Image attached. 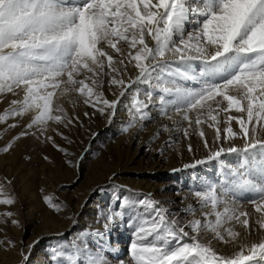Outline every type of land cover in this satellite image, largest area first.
<instances>
[{
	"label": "snow or ice",
	"instance_id": "snow-or-ice-1",
	"mask_svg": "<svg viewBox=\"0 0 264 264\" xmlns=\"http://www.w3.org/2000/svg\"><path fill=\"white\" fill-rule=\"evenodd\" d=\"M105 84L114 89L112 99L105 96ZM134 84L145 90H134L131 121L123 133L138 124L143 130L158 108L172 127L163 124L153 140L181 131V122L187 124L185 138L193 124L214 129L211 143L199 131L206 156L184 163L183 169L231 154L236 163L226 165L223 182L193 191L197 204L182 210L191 217L186 221L151 193L129 190L131 195L117 196V205L102 213L100 241L93 246L80 238L68 247L58 245L52 249L53 264H126L113 256L115 242L107 251L103 247L121 224L133 230L129 264H264V236L249 240L264 233V0H0V103L13 97L0 112V124L13 120L8 127L17 128L18 118L34 114L3 153L33 136L77 167L73 154L55 140L59 135L72 143L60 127H83L65 103L73 109L91 107L93 113L85 111V117L99 114L111 123ZM52 125L57 127L50 133ZM237 139L243 143L237 145ZM187 151L194 152L191 143ZM43 160L53 163L48 155ZM11 183L7 177L0 180V205L16 203L15 196H5ZM242 192L250 194L248 202L258 214L254 219L241 206ZM44 201L56 213L64 210L52 196ZM11 223L20 226L18 219ZM213 240L231 251L222 252ZM35 243L20 250L21 264H29ZM0 245L16 247L11 240L0 239Z\"/></svg>",
	"mask_w": 264,
	"mask_h": 264
},
{
	"label": "rangeland",
	"instance_id": "rangeland-1",
	"mask_svg": "<svg viewBox=\"0 0 264 264\" xmlns=\"http://www.w3.org/2000/svg\"><path fill=\"white\" fill-rule=\"evenodd\" d=\"M132 92L130 100L134 94V91ZM7 107L5 106V108ZM69 115L77 116L75 112L69 113ZM79 118L83 122V127L77 126L70 131L60 127V131L69 136L72 143L62 139L59 135L55 136L56 143L73 154L71 158L74 164H78L77 167L68 165L65 155L53 147L51 143L41 142L33 136L18 141L11 152L3 153V147L30 121V113L27 114V117L25 115L22 119L18 118L20 126L17 128L8 127V124L14 122L13 120H9L7 124H0L3 126L0 128V157L11 158L14 156L18 143L21 144L20 160L15 169L17 172V169L21 167L18 170L19 176L14 173L10 175L12 178L7 177L6 171L8 167H12L11 165H6L5 169L2 170L3 178L7 177L12 181L11 185H5V196L11 194L16 198V203L11 206L0 205V213L9 211L15 213L12 218L0 215V239L11 240L16 243L14 248L0 245V257L2 255L4 261H12L19 255L16 264H21L20 250L36 241L38 243H35V246L30 250V254L34 257L30 256L29 264H53L51 260L53 248L58 245L68 247L73 242H79L80 238L92 241L93 246H95L105 231L102 227L104 223L102 213L106 206L114 208L118 203L116 197L131 195L129 190L137 194H147L141 189L133 187L135 183L147 182L148 179H151L154 182L152 186L158 185V190L161 192L160 197L164 199L165 206L171 208L173 205V208L177 209L184 205L183 198L178 194L187 197L189 194H193V191L198 187L224 180V174L219 168L221 166L217 162H213L212 167V170L218 175L217 179L207 177L196 180L200 176L199 173L193 178L190 172H169L166 165L154 166L155 172H152V170L146 169L148 155L144 153L146 150L153 149L151 141L142 145L138 150L136 149L137 145L129 144L127 140L130 135L138 143L142 139L141 133L135 128L130 129L128 133L122 132L123 127L129 122L118 121L114 129L110 130L108 128L109 123L102 116L96 115L91 119L85 116H79ZM119 123H121L120 126ZM56 127V125H52L49 132L51 133L52 129ZM14 131L19 132L14 134ZM91 132H96L99 135L93 139ZM10 134L15 136L5 142L12 136H9ZM143 141L145 142V140ZM181 141L182 139L177 140L174 145L177 146ZM44 155H48L53 163L49 164L44 161ZM28 156H31L30 160L27 159ZM162 162L165 163L166 161L163 160ZM44 168L53 178L51 183L46 184L47 188L42 187L39 179ZM113 173H116V176L109 180ZM21 175L24 177L21 178ZM34 178H36V184L32 183ZM98 188L100 190H97ZM88 191L90 196L85 199L83 204L86 211L79 209L78 206L70 205L75 202L80 203ZM45 196H52L55 202L62 203L64 210L59 213L52 211L44 201ZM88 199L92 205L87 204ZM92 206H95L99 211L96 216L95 213L91 214ZM11 219H18L20 226L13 225ZM97 230H99L100 235L97 234ZM121 230L122 228L119 226L114 228L109 234L111 239L103 242V247L107 251L109 244L115 242L119 251V244H125L127 247L124 249L125 255H128L131 261L129 245L132 238H126ZM55 232L57 234H52ZM119 236L125 237L126 240ZM116 253H113V256H117Z\"/></svg>",
	"mask_w": 264,
	"mask_h": 264
},
{
	"label": "bare ground",
	"instance_id": "bare-ground-1",
	"mask_svg": "<svg viewBox=\"0 0 264 264\" xmlns=\"http://www.w3.org/2000/svg\"><path fill=\"white\" fill-rule=\"evenodd\" d=\"M191 27V26H188ZM131 67V66H129ZM137 73L135 71H131L130 75L132 76V78H135V75ZM139 88L141 91L145 90V86L142 84H134L132 89H129L128 92L126 93L125 97L122 99L121 101V105L118 107L117 109V114L115 116V118L112 119V122L109 123L108 120L106 119V117L102 116L105 118V120L109 123L108 128H110V130L114 129L116 123L118 121L122 122H130L131 121V116H130V112L128 110V107L130 105V95L131 93H133L132 91H134L135 89ZM114 89L109 88L107 86V84H105V88H104V93L105 96L108 99H112V91ZM11 96L8 97L7 100H5L4 103H0V112H2L5 109V106H8V100H10ZM219 99V98H218ZM226 104V102H225ZM65 107L68 108L69 113L75 112V114L77 116H81L84 117V112L87 111L90 114L93 113V109L91 107H88L86 105L83 104H79L75 109H73L70 104L65 103ZM232 114H236V113H232ZM33 113H30V119L33 116ZM99 115V114H96ZM94 115V116H96ZM152 115L154 117L153 120L146 122V127L141 130L139 124L135 127V129H137V131H139V133H141L142 135V139L139 141L137 140H133L132 137H128V143H134L135 145H137V150L140 149V147L142 145H146L148 144L149 141H151V144L153 146V149L150 151H144L145 154L148 155L147 158V162H146V169L152 170V172H155L154 166H167V168L169 169V172H175L173 171V169H181L180 171H186V172H190L192 174V177L194 178V176H198V173L200 174V176L197 177L196 180H198L199 178H210V177H214V178H218V175L215 173V171H213L212 167H213V162H217L218 164H220L221 167H219L221 169V172L224 174L227 171L226 165L227 164H231V165H235L236 163V156L235 154H231L228 155L227 157L224 158L223 161L221 160H217V161H209L206 162L205 164L199 165L196 168H191V169H183L182 165L184 163H189L192 162V160L194 158H200L203 159L206 156V151L203 148V138H201L199 136V131L203 130L205 133V138H207L209 140V142L211 143L212 140L214 139V129L212 128H208L207 125H201V126H196L195 124H193V126L191 128H189V137L185 138L182 132V129L187 127V124L185 122H181L179 124V128L181 129V131H172V132H167V133H163L158 139L153 140L152 137L154 136V134L160 130L161 126L163 124H168L169 127H172L171 122L168 121L164 116L159 115V109L158 108H154L152 110ZM193 116L195 115L194 113L192 114ZM238 115V114H236ZM91 116V117H94ZM100 116V115H99ZM27 117V115H26ZM101 117V116H100ZM223 119V114L222 117ZM176 119H180L179 117H176ZM119 126L121 125V123L118 124ZM3 126L0 125V128H2ZM221 127H223V124L221 125ZM232 127L234 130H238V125L233 121L232 123ZM20 131V129H19ZM19 131H14V134H17ZM13 132V130H12ZM12 134H10L9 136H11ZM15 135H12L11 137H9L8 139H6L5 142H8V140L12 137H14ZM182 141L180 143L177 144V146L174 145V143H171L170 146L166 145L167 141H177V140H181ZM145 140V142L143 141ZM191 143L194 149L193 153H189L187 151V145ZM235 143L237 145H241L243 142L239 139L235 140ZM33 144V143H32ZM21 144L18 143V146H16V151L14 152V156H12L11 158H5V157H0V180L3 179V174H2V170L5 169L6 165H11L12 167H8L7 168V177L8 178H12V174L16 173L17 176H19V169L21 167H19L17 169V172H15V169L20 160L19 154H20V147ZM159 148H163L164 151L163 153L157 151V149ZM178 157V158H177ZM165 160L166 162L163 163L162 161ZM16 165V166H15ZM215 165V164H214ZM10 176V177H9ZM21 178L24 177V175L20 176ZM35 179H33L32 183H35ZM39 179L41 181L42 187L47 188L48 183H51V181H53V178L49 176V173L47 172L46 168L42 169V173L39 175ZM225 179V176L224 178ZM151 181V182H150ZM152 183H154L151 179H148L147 182H142V183H135L133 185V187L139 188L142 191L148 193H151L152 196L157 199L158 201H161L162 203L165 202L164 199L162 197H160V190H158V185L156 186H152ZM47 184V185H46ZM89 191L87 192V194L84 196V198L82 199V201L80 203H72L70 204L71 206H78L79 209H84L86 211V207L83 208V204L85 203V199H87L90 195H89ZM180 197L183 198L182 202H183V206L179 207L177 209L173 208V205L171 208H169L172 212H175L179 215V217L182 220H188L191 219V217L184 211H182L183 209L186 208L187 205L192 204V205H196L197 201L195 199V197L193 196V194H189L187 197L178 194ZM254 195V194H251ZM250 194L247 192H242L240 194V201H241V206L243 208V210H246L248 212H250L253 216V219L258 215L254 212V207L251 203L248 202ZM88 205H92V202L88 199L87 201ZM164 205L166 203H163ZM69 205V206H70ZM179 206H181V204H179ZM93 209L91 210V214L95 213V216L98 214V209H96L95 206H92ZM72 208V207H71ZM197 216H199V212L197 213ZM96 218V217H95ZM95 225L97 226V223H95ZM99 225V223H98ZM120 228H122V233L123 235L126 236V238L131 237L133 239V231L131 230V227H128L125 224H121L119 225ZM187 230V229H186ZM51 233V232H50ZM52 234H57L52 233ZM211 234H208V236L206 238H210ZM262 236H264V233H256L252 236L249 237V240H253V241H258ZM121 237V236H119ZM125 237H121V239L126 240ZM117 239H119L117 237ZM213 246L220 249L222 252L224 253H229L231 251L230 247L228 246H224L221 244H218L215 240L212 241ZM127 247L125 246V244H119V251L116 253V255H120L119 256L121 259L125 260L126 264H129L130 259L128 257V255H125V251L124 249H126ZM34 251V250H33ZM33 253V252H32ZM39 254V253H38ZM45 255V253H44ZM19 256V255H18ZM17 256V258H13L12 261L10 260H6L4 261L3 256L1 255L0 260H1V264H16V262L19 260V257ZM30 256H32V258L34 257V255L30 254ZM44 258H46V256H43ZM22 258V257H21ZM31 258V259H32ZM21 260V259H20ZM20 262V261H19Z\"/></svg>",
	"mask_w": 264,
	"mask_h": 264
}]
</instances>
